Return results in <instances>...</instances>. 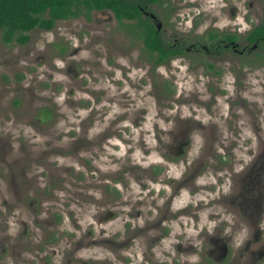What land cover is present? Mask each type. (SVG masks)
<instances>
[{
	"label": "flooded vegetation",
	"instance_id": "af4514ba",
	"mask_svg": "<svg viewBox=\"0 0 264 264\" xmlns=\"http://www.w3.org/2000/svg\"><path fill=\"white\" fill-rule=\"evenodd\" d=\"M130 1L167 53L158 61L156 52L147 51L148 69L182 64L188 80L198 83V100L166 103V130L154 121V138L164 133L173 140L166 149L143 148L137 163H123L114 177L94 160L87 165L89 214L120 218V264H264V0H216L218 20H191L187 26L174 19L169 29L165 24L176 10L169 4L173 0ZM89 13L92 21H111L126 40L139 38L142 44L141 26L124 25L132 20L116 19L109 8H91L88 19ZM249 96L259 101L252 103ZM242 134L254 143L242 149L215 146ZM195 136L204 145L188 157L192 149L187 145ZM91 138L94 159L97 140ZM238 150L247 158H238ZM24 168L18 171L26 178ZM41 176L28 175L25 189H30L24 195L31 189L42 195ZM11 209L0 214V264L10 259L11 264L16 259L39 264L60 240L58 229L32 228L36 214ZM15 222L23 228H10Z\"/></svg>",
	"mask_w": 264,
	"mask_h": 264
},
{
	"label": "rangeland",
	"instance_id": "374dc122",
	"mask_svg": "<svg viewBox=\"0 0 264 264\" xmlns=\"http://www.w3.org/2000/svg\"><path fill=\"white\" fill-rule=\"evenodd\" d=\"M169 4L176 10L168 16V29L174 19L187 26L191 20L205 24L219 19L216 0ZM121 32L111 21H92L89 13V19L80 15L58 20L49 30L32 29L21 45L0 38V214L10 208L36 214L30 227L58 229L60 240L39 264H120V218L89 214L87 165L94 160L114 177L123 163H137L143 148L166 149L173 140L164 133L154 138V121L166 130V103L198 100V83L188 80L182 64L149 70L139 38L126 40ZM256 90L252 92L259 94ZM248 99L256 103L257 98ZM246 136L222 138L215 146L246 148L254 143ZM91 137L97 140L94 159ZM203 145L204 139L195 136L187 145L192 149L188 157ZM236 156L246 159L248 154L238 150ZM22 167L29 177L42 174V195L33 189L24 195L31 178L19 175ZM9 227L21 230L23 224ZM16 260L13 264H22Z\"/></svg>",
	"mask_w": 264,
	"mask_h": 264
},
{
	"label": "trees",
	"instance_id": "16d2710c",
	"mask_svg": "<svg viewBox=\"0 0 264 264\" xmlns=\"http://www.w3.org/2000/svg\"><path fill=\"white\" fill-rule=\"evenodd\" d=\"M91 8H109L116 19L132 20L134 23L130 25L141 26L140 36L146 51L156 52L158 61L163 60L164 54H167L152 25L139 16L135 2L130 0H0L1 41L24 44L30 30H49L57 20L79 15L88 18ZM131 29L128 28L129 31ZM166 87L169 88L168 85ZM43 112L47 114L46 110Z\"/></svg>",
	"mask_w": 264,
	"mask_h": 264
}]
</instances>
